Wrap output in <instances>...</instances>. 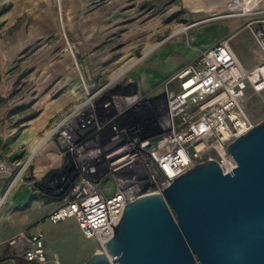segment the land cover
<instances>
[{"label": "built area", "instance_id": "built-area-1", "mask_svg": "<svg viewBox=\"0 0 264 264\" xmlns=\"http://www.w3.org/2000/svg\"><path fill=\"white\" fill-rule=\"evenodd\" d=\"M261 31L255 35L261 62L252 69L238 61L228 44L231 37L216 40L176 69L165 82L162 117L149 119L138 110L145 100L132 80L83 82L79 99L46 129L45 138L56 142L62 157L60 182L48 181L59 199L46 218L53 224L73 218L81 234L103 250L127 201L161 192L206 159H214L223 172L234 168L226 147L254 125L244 107L245 90L264 88ZM24 170L9 179L3 196L17 178L34 185ZM109 177L111 194L103 188ZM7 242L28 261L51 260L39 229L20 231Z\"/></svg>", "mask_w": 264, "mask_h": 264}, {"label": "rangeland", "instance_id": "rangeland-1", "mask_svg": "<svg viewBox=\"0 0 264 264\" xmlns=\"http://www.w3.org/2000/svg\"><path fill=\"white\" fill-rule=\"evenodd\" d=\"M48 1L53 19H49L47 32L40 34L32 28L29 46L21 52L11 68V74H14L11 91L4 97L0 96V100L10 101L11 108L6 109L8 121H27L36 112L44 114L45 109L51 107L39 105L45 97L57 102L65 101L82 94L83 82L103 83L119 76L121 81H134L136 89L144 96L146 102H142L138 110L146 118L162 117L167 77L176 67L195 57L205 47V42H215L216 36L219 39L232 37L228 44L238 59L240 55H245L254 57L258 62L261 60L262 54L255 35L259 34L260 27L264 25V0L80 2L82 6L77 10V15L81 18L89 13L99 15L100 38L105 40L108 37L104 46L83 56L79 45L64 34L62 21L65 15L61 0ZM71 11L68 10V13ZM114 21L120 22L119 27L113 28ZM113 31L116 38L109 39ZM90 46L84 45L86 48ZM42 49L47 52L41 53ZM64 55L67 58L61 60ZM245 92L244 107L248 116L254 123L264 119V88L255 91L250 86ZM60 106H55L52 119L59 117L60 112L69 105L55 112ZM24 127L25 124H22L17 132L28 134V128ZM24 155L21 153L17 158L11 157L6 161L0 156V164L5 169L0 171V177L11 178L25 163L24 173L29 171L31 155ZM59 176L58 169L49 171L45 180H42L43 185H47L50 180L54 181V185L58 184ZM47 188L52 190V185L48 184ZM103 188L107 194L113 193L110 177L105 179ZM2 193L0 201L4 198ZM91 241L90 252L93 253L98 243L94 239ZM69 242L63 235L51 241L62 248ZM49 257L56 259L54 252L49 253Z\"/></svg>", "mask_w": 264, "mask_h": 264}, {"label": "water", "instance_id": "water-1", "mask_svg": "<svg viewBox=\"0 0 264 264\" xmlns=\"http://www.w3.org/2000/svg\"><path fill=\"white\" fill-rule=\"evenodd\" d=\"M226 149L231 170L206 159L127 201L82 264H264V119Z\"/></svg>", "mask_w": 264, "mask_h": 264}, {"label": "crops", "instance_id": "crops-1", "mask_svg": "<svg viewBox=\"0 0 264 264\" xmlns=\"http://www.w3.org/2000/svg\"><path fill=\"white\" fill-rule=\"evenodd\" d=\"M87 1L61 0L60 2L63 4L66 20L62 21L64 34L66 33L72 41L79 45L81 56L87 55L86 53L89 51L92 53L95 48L99 49L104 46L105 40H108V37L105 40L100 38L99 15L89 13L83 18L77 15V10L82 6L80 2ZM48 2V0H0V9L8 7L6 11L0 13V96L4 97L11 91L13 86L11 79L14 77V74H11L13 72L11 68L21 52L29 46L32 28L38 30L40 34L47 32L50 26L49 19L52 18ZM70 9H72V13H68ZM119 23L114 21L113 28L119 27ZM111 38H116L114 31L109 36V39ZM218 39L219 36L214 37L215 41ZM212 43L214 42H205L204 48ZM84 45L91 46L86 48ZM60 51L61 49H59ZM46 52L45 49H42L41 53ZM244 56L240 55L239 59L236 57L245 70L252 69L261 62L256 61L252 56ZM66 58L67 55H64L61 60ZM178 68L176 67L170 75ZM79 96L75 95L59 102L45 97L39 105L45 104L51 107H47L44 114L36 112L27 121L19 119L8 121L6 109L11 108L10 101L0 100V156L6 161L11 157L17 158L21 153H24V156L31 155V166L28 172L35 181L34 185L29 186L24 183L22 178H17L13 187L4 195L5 197L0 203V264H39L34 260L24 259L17 247L7 242L20 231L31 232L35 229H39L43 233L47 254L55 253V260L51 259L43 264H82L92 254L90 252L91 238H85L81 234L73 218H66L55 224L46 218L50 209L56 205L59 196L47 188L48 182L47 185H43L48 172L58 169L62 163L59 146L54 140L45 138L48 124L54 116L55 106L61 104L55 111L59 112L64 106L78 100ZM22 124L28 128V134L17 132ZM9 179L1 177L0 193L4 191ZM60 235L70 241L63 248L51 243Z\"/></svg>", "mask_w": 264, "mask_h": 264}, {"label": "bare ground", "instance_id": "bare-ground-1", "mask_svg": "<svg viewBox=\"0 0 264 264\" xmlns=\"http://www.w3.org/2000/svg\"><path fill=\"white\" fill-rule=\"evenodd\" d=\"M262 31H261V37H263L264 38V25L262 26ZM182 32V31H181ZM120 77V76H119ZM114 79H116V78H114ZM113 80V79H112ZM47 134V133H46ZM45 137H46V135H45ZM26 165V163L25 164H23L22 165V167L19 169V171L17 172V174L20 172V170L24 167ZM2 201V200H1ZM1 201H0V203H1Z\"/></svg>", "mask_w": 264, "mask_h": 264}, {"label": "trees", "instance_id": "trees-1", "mask_svg": "<svg viewBox=\"0 0 264 264\" xmlns=\"http://www.w3.org/2000/svg\"><path fill=\"white\" fill-rule=\"evenodd\" d=\"M7 9H8V7H3V8H1V9H0V13L6 11ZM16 157H17V156H16ZM0 179H1V177H0Z\"/></svg>", "mask_w": 264, "mask_h": 264}]
</instances>
